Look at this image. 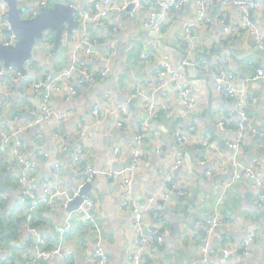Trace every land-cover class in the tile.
I'll return each mask as SVG.
<instances>
[{
    "label": "crops",
    "instance_id": "crops-1",
    "mask_svg": "<svg viewBox=\"0 0 264 264\" xmlns=\"http://www.w3.org/2000/svg\"><path fill=\"white\" fill-rule=\"evenodd\" d=\"M72 1L79 7H85L94 0ZM95 1L102 4L107 0ZM110 1L114 4L111 15L92 23L87 32L88 37L104 49L94 50L92 55L85 57L82 51L86 42L84 31H75L73 43H69L65 34L58 51L55 47L43 48V43L37 44L35 52L38 62L34 68H28L26 77L17 72L19 79L15 83L6 75L0 77V95L5 96L7 107L6 112L0 108V147L5 145L4 135L8 127L18 125L16 117L21 123L41 119L42 91H36L34 85L46 74L70 69L79 57L85 58L96 80L80 85L75 78L76 95H72L65 86L52 92L51 117L40 121L38 128L20 136L28 144L31 177L37 185L35 196L43 200L56 185L59 175L55 171V164L58 162L61 163L62 174L67 178V189L71 191L78 186L84 178L82 174H77L71 160L82 146L87 149L85 159L94 169L111 166L118 146L122 149L117 164H127L136 148L133 142L135 128L146 121L141 112L142 100L150 99L159 106L161 119L150 124L151 134L144 145L149 154L143 170L137 174L133 194L139 206L145 210L146 218L151 221L155 211L161 214L162 208L170 209L171 212L166 215L167 222L164 221L165 214H161L162 218L156 222L169 227L171 234L162 247L149 248L141 264H200V246L205 243L215 250L211 264H264V206L259 208L254 204L262 189L255 180L235 178L234 167L228 158L234 155L229 145L236 140L238 133L233 125L223 130L217 124L219 119L232 120V123L239 120L236 104L215 92L212 72H202L184 63L186 51L182 41L188 24L195 22L194 6L186 3L181 12H172L170 17L174 20L161 34L153 30L146 35L143 20L150 9H157L155 0H141L142 7L134 16L119 6L129 0ZM217 11L220 19L216 23L198 25L199 45L206 55L228 57V68L237 77V87L247 91L249 102L245 105L256 132L246 133L239 160L247 165L259 160L257 179H264V80L249 81L257 68L264 65V53L252 35L242 39L229 36L226 44L216 49L212 42L214 31L235 27L238 18L236 8L232 6L220 5ZM252 22L260 33H264V6L253 12ZM75 37L80 41L77 46ZM77 48L81 52L75 50ZM147 50L157 51L150 60L141 57ZM165 60L179 72L178 80L170 76L159 78L161 62ZM212 67L214 70L216 65ZM104 70L108 75L101 77ZM181 83L192 87V96L197 102L194 110L176 96V88ZM137 89H141L142 93L135 95ZM252 98L258 102L252 104ZM95 104L101 106L100 120L93 115ZM122 104H126L130 111L126 129L117 125V107ZM194 116L200 121L196 131L191 130L196 127ZM173 124L189 138V143L182 148L176 142ZM39 129L43 131L41 134ZM56 131L61 133L69 150L59 151ZM259 133L261 135L257 139ZM42 137L46 142V154L34 153L39 145V141L35 145L34 139L40 140ZM203 139L209 141L210 145H204ZM4 148L5 152L0 157V176H3L4 184L3 188L0 185L3 195L0 206V264H26L40 251L56 246L61 248L57 256L37 264H71L73 261L77 264H95L99 238L94 226L84 221L85 214L78 210L69 212L60 206L51 208L38 205L30 210V201L26 202V206H21L19 178L23 166L13 158L11 146ZM179 153L182 163L178 170L172 171L171 162ZM222 161L227 165L219 175L213 179L207 178L206 172L219 168ZM165 175L173 176L175 185L187 188L189 196H178L180 202L174 204L173 201L167 204L161 198L152 204L150 199L164 191L162 184ZM230 183L224 204L218 208L219 195L224 185ZM91 185L92 189L87 194L91 195L93 191L97 194L96 223L102 232L108 264H133L130 260L135 248L132 218L131 212L121 206L120 186L104 176H97ZM65 201L61 197L58 202ZM216 216L225 219L226 224L204 237L199 219ZM68 225L71 227L68 228ZM176 228L178 231L175 232ZM251 233L255 234L256 241L252 255L246 257L242 247ZM226 250L228 254H225ZM69 251L74 258L65 262L63 257Z\"/></svg>",
    "mask_w": 264,
    "mask_h": 264
},
{
    "label": "built area",
    "instance_id": "built-area-1",
    "mask_svg": "<svg viewBox=\"0 0 264 264\" xmlns=\"http://www.w3.org/2000/svg\"><path fill=\"white\" fill-rule=\"evenodd\" d=\"M20 6L27 7L25 13V18H33L39 14L42 7H53L56 3L63 2L70 5L74 10V16L77 22L84 27L83 37L85 39L84 48H82L83 55L85 57L90 56L94 53L95 48L98 46L95 40L88 37L87 32H89V26L92 23L97 22L100 19L107 18L111 15L113 11L114 4L112 1L107 0L104 3H99L93 1L92 4H87L85 7H79L76 2L65 1V0H19ZM158 5L157 9H150V11L145 16L143 23L146 28L153 29L159 34L169 25L170 22L174 20L171 18V13H179L183 10L186 3H190L194 6L195 11V22L188 24L186 28L185 38L182 41V46L186 51L185 64L191 67L198 68L202 72H212L214 76V90L216 93L221 94L231 100H233L237 107V113L239 116L238 129L236 130L238 135L234 142H231L229 148L233 151V157L228 158V162L234 167L235 178H246L252 179L257 182V186L262 190L254 199V204L262 208L264 206V179H257V170L260 166L259 160H253L251 165H247L239 160V154L242 152L244 146V138L248 131L255 133L256 128L251 124V119L247 113L246 103L249 102L247 97V91L244 88L237 87V77L232 70L228 68L230 62L228 57L222 56L223 58L217 56L212 57L211 55H206L200 48V43L198 40L199 32H197L199 24H214L220 19L218 13V7L220 5H228L236 8L238 18L235 20V27H226L225 29H217L214 31L213 43L216 49H219L222 44H226L229 36L235 37L236 39H242L246 35H252L255 38L256 45L264 53V33H260L256 24L252 22V14L255 10L264 6V0H155ZM141 0H129L120 3V8L122 10L129 9L130 6H134L131 15H136L142 7ZM160 10V11H158ZM11 30V23L9 21V8L5 0H0V42L4 45L11 46L15 45L19 40V36L14 33H9ZM78 38L75 37L76 46L79 44ZM49 47H54L53 40L49 37L47 41ZM78 52L80 48L75 49ZM156 50H147L141 54L142 59L150 60L154 57ZM216 65L213 70L212 66ZM18 71L13 68H5L0 66V77L8 76L13 83L19 79ZM57 77H54L53 72L48 73L34 85L36 91H42L41 95V119L34 120L27 123H21L18 118L15 121L18 125H11L8 127L7 133L4 135V144L0 147V157L5 152V146H11V154L14 159H16L22 166V172L20 173L19 183L21 187V206H26L27 200L30 201V210L34 209L38 205H45L51 208L61 207L64 210L68 209V205L76 200L87 184H93L97 176H104L109 180L113 181L114 184H118L121 189L120 198L121 206L131 212L132 226L134 232V250L130 255V260L133 264H141V259L146 254L149 248H160L164 245L167 236L171 234V229L166 227L160 222H156L162 218L161 214L155 211L152 214V221L146 218L145 210L139 206L138 200L133 194L134 184L137 174L143 170V166L146 163V158L148 152L146 151L144 145L145 141L149 139L148 135L150 133L149 120L154 121L160 115V108L150 99L147 101L145 98L142 100L141 112L143 115L148 116L146 120L140 127L135 128V134L133 136V142L136 145L131 159L128 161V167L121 170H115L113 165L105 167L103 169H94L88 160L85 159V154L87 149L82 146L79 148L74 156H72V166L78 175L82 174L84 178L78 183V186L69 191L67 189V178L62 174L61 163L55 164V171L59 175V179L53 189L47 192V196L42 200L35 196L37 185L34 179L31 177L30 163L28 162V144L20 138V136L33 128H38L40 121L48 120L52 113V92L59 90L61 86L67 87L72 95H76L77 91L74 86V79L80 85H84L87 81L94 82L96 80L95 74L90 72L85 58L79 57L75 64L71 66L70 69L61 70ZM108 72L106 70L102 71L101 77H106ZM167 76L178 80L180 74L175 71L167 60L161 62V67L159 71V78L164 79ZM264 80V65L257 68L255 74L250 78V82H259ZM165 86L164 83H162ZM7 91L5 92V94ZM141 89L136 90L135 95L141 94ZM176 96L178 99H183L185 104H187L191 110H194L197 106L196 99L192 96V87L187 83H181L176 88ZM5 96L0 95V108L3 112L7 111ZM109 98L108 95L105 96ZM258 100L256 98L251 99L252 104H256ZM117 125L121 129H126L128 126V120L130 118V111L126 104L119 105L117 107ZM93 115L97 120L101 119V106L95 104L93 107ZM195 121L193 123L196 125L192 128V131H196L200 126V121L197 117H193ZM234 123V122H233ZM232 120L222 119L218 120V126L225 130L230 129L233 125ZM198 125V127H197ZM41 134L43 131L38 130ZM158 135V132H154ZM55 138L59 143V151L63 152L69 150V147L63 140V136L60 132H55ZM176 142L178 147L182 148L183 145L189 143V138L183 133L182 130L177 129L175 131ZM204 145L209 146L210 142L203 139ZM46 147V142L43 137L39 141V145L35 148L37 153L46 154L44 148ZM121 146L115 148L113 155L112 164H117L121 156ZM158 149V148H157ZM182 155L179 153L174 161L171 162V170L176 171L179 169L182 163ZM227 163L222 161L219 168L213 171H207L206 177L209 179L216 178L220 170H222ZM79 167V168H78ZM116 182V183H115ZM174 184V186L172 185ZM232 183L224 185L223 191L220 193L218 198V208L222 207L226 199V192L230 188ZM256 186V185H255ZM184 187V186H183ZM163 192L158 197H153L150 199L152 204H154L159 198H161L165 203L172 204L173 201L171 195L177 194L178 196L187 197L189 196L188 189L175 185L174 178L171 175H165L163 184ZM3 195L0 192V201L3 200ZM64 197L66 201L64 203H59V199ZM84 200L80 207L77 209L79 212L85 214L84 221L86 224H91L95 228V233L99 238L98 248L95 254V264H108L109 258L106 251L103 249L102 242V232L96 223V210H97V194L93 191L91 195L87 194L83 196ZM174 204V202H173ZM202 229H204L208 235H212L218 226L226 224L225 219L221 216L206 218L204 220L199 219ZM71 226L68 225V228ZM34 231V229H32ZM41 240V239H39ZM256 241L255 234H249L245 240L242 247L243 254L246 257L252 255L253 245ZM61 252V248L56 246L52 249L40 251L35 258L30 259L26 264H37L41 261L49 260L57 256ZM215 253V250L209 243H205L204 246H200L199 260L200 264H211L210 259ZM229 251L226 250L225 254ZM74 258V254L69 251L67 252L63 259L65 262L70 261ZM73 264H77L74 261ZM178 264V263H175Z\"/></svg>",
    "mask_w": 264,
    "mask_h": 264
},
{
    "label": "water",
    "instance_id": "water-1",
    "mask_svg": "<svg viewBox=\"0 0 264 264\" xmlns=\"http://www.w3.org/2000/svg\"><path fill=\"white\" fill-rule=\"evenodd\" d=\"M9 8V21L11 23V30L9 33H14L19 36L20 40L11 46L4 45L0 42V66L5 68H15L22 77H26L29 73L28 68H34L38 62L36 56L37 44H42L43 48L47 47V41L50 37L54 42L55 50L58 51L64 42L65 34L70 44L74 41L75 31H84V27L77 22L74 16L73 8L63 2L56 3L53 7H42L39 14L33 18H25L27 7L20 6L19 0H5ZM133 5L127 9L128 12L132 11ZM146 35L153 32V29L144 28ZM158 41L160 36L157 35ZM104 49L103 46H97L95 50ZM54 77L58 76L56 71H53ZM133 108V106H132ZM134 109V108H133ZM42 117V116H41ZM143 118L148 120V116L144 115ZM151 124L153 121L149 120ZM260 133L257 139L260 137ZM115 170H121L129 166V164L118 165L112 164ZM3 176H0V185L4 186L2 182ZM92 189L91 184H87L81 195L68 205V211H76L83 203V196L87 195ZM183 198V196H179ZM178 231L176 228L175 232ZM201 231V230H200ZM203 236H207L205 230L201 231Z\"/></svg>",
    "mask_w": 264,
    "mask_h": 264
},
{
    "label": "trees",
    "instance_id": "trees-1",
    "mask_svg": "<svg viewBox=\"0 0 264 264\" xmlns=\"http://www.w3.org/2000/svg\"><path fill=\"white\" fill-rule=\"evenodd\" d=\"M67 1H70V0H67ZM160 120L161 119V115H159V117L157 118V119H155L154 121H157V120ZM237 119V118H236ZM175 123V122H174ZM238 124H239V120H237V121H235L234 122V124H233V126H234V128L237 130L238 129ZM176 126V124H173V127H175ZM177 129H179L178 128V126L177 127H175V130H174V132L177 130ZM35 140V145H38V141H40V140H37V138L36 139H34ZM34 153H37L36 151H35V149H34ZM173 186H174V184H172ZM171 199L173 200V202L174 203H176L177 201L178 202H180V198L178 197V195L177 194H173V195H171ZM2 201L3 200H1L0 201V206H1V204H2ZM28 201V200H27ZM171 208V207H170ZM163 209V213L161 212V214H165V220L164 221H166L167 222V220H166V215L167 214H169L171 211H170V209H168V210H166L165 208H162ZM173 210H178V209H173ZM69 262V261H68ZM74 263V261L71 263V264H73Z\"/></svg>",
    "mask_w": 264,
    "mask_h": 264
}]
</instances>
